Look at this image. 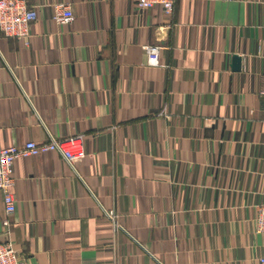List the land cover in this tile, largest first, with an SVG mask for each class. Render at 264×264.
Returning a JSON list of instances; mask_svg holds the SVG:
<instances>
[{
  "label": "crops",
  "instance_id": "crops-1",
  "mask_svg": "<svg viewBox=\"0 0 264 264\" xmlns=\"http://www.w3.org/2000/svg\"><path fill=\"white\" fill-rule=\"evenodd\" d=\"M26 2L28 37L0 31V148L82 134L85 155L16 158L0 240L25 264H259L264 0Z\"/></svg>",
  "mask_w": 264,
  "mask_h": 264
},
{
  "label": "built area",
  "instance_id": "built-area-1",
  "mask_svg": "<svg viewBox=\"0 0 264 264\" xmlns=\"http://www.w3.org/2000/svg\"><path fill=\"white\" fill-rule=\"evenodd\" d=\"M177 0H136L139 8L159 7L164 13L173 15ZM34 7L28 6L26 0H0V31L4 36L26 38L30 25L36 19ZM53 19L60 24L70 23L74 15L68 4L58 3L54 6ZM159 45L145 46L147 61L151 65L159 62ZM48 151L58 152L63 159L73 167L74 162L85 155L84 135L76 134L56 138L49 135L47 140L37 142L29 140L22 144H13L0 148V192L7 214L15 211V197L11 191L13 184L12 170L16 158L34 156ZM105 215L111 221L116 217L112 210H105ZM3 225L8 220H3ZM256 231L264 234V204L257 209L255 218ZM0 264H25L24 257L13 248L9 241L0 240ZM259 264H264V253L259 257Z\"/></svg>",
  "mask_w": 264,
  "mask_h": 264
},
{
  "label": "water",
  "instance_id": "water-1",
  "mask_svg": "<svg viewBox=\"0 0 264 264\" xmlns=\"http://www.w3.org/2000/svg\"><path fill=\"white\" fill-rule=\"evenodd\" d=\"M233 69L238 70L240 68V57L239 56H234L233 57Z\"/></svg>",
  "mask_w": 264,
  "mask_h": 264
}]
</instances>
